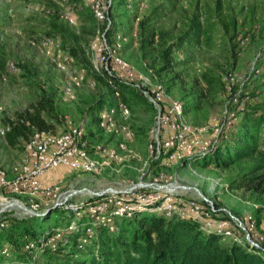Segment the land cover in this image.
Wrapping results in <instances>:
<instances>
[{
    "label": "rangeland",
    "instance_id": "1",
    "mask_svg": "<svg viewBox=\"0 0 264 264\" xmlns=\"http://www.w3.org/2000/svg\"><path fill=\"white\" fill-rule=\"evenodd\" d=\"M67 9L75 13L74 25L61 17ZM108 17L110 35H122L124 39L121 58L151 83L161 84L168 97L179 100L186 110L184 120L193 128H204L206 137H212V121L221 124L225 112L235 114L239 103L246 112L264 114V0H109ZM100 29L81 0H0V126L41 101L45 106L41 116L51 125L50 131L60 133L66 122L77 125L87 118L92 142L115 146L120 138L97 132L93 121L96 111L91 112L100 99H107L106 106L111 101L103 79L90 72L91 60L84 56L89 41ZM189 34H196V42L185 43ZM44 38L56 40L70 56L72 67L84 73L82 83L72 90L71 100L63 95V74L43 53ZM245 72L244 79L229 81L230 76ZM122 98L130 111L126 124L133 133L127 145L135 157L94 176L58 167L45 174L43 181L58 183L62 188L85 186L97 190L140 177H162L240 219L244 212L257 213L264 208V192L231 189L235 179L264 163L263 147L225 168L208 164L210 157L144 167L154 114L131 90L122 92ZM240 121L241 117L225 133L226 138H220L223 151L230 150ZM23 145L24 140L18 139L8 147L0 137V165L8 169L18 163ZM12 198L24 199L21 195ZM6 219L9 224L16 217L8 215ZM78 220L68 210L57 209L44 220L26 218L23 223L39 231L62 228ZM21 231L5 229L10 242L0 237V248H10V259L0 257V264H20L21 257L26 264H64L62 256L51 249L34 259L23 255V239L29 236ZM218 244L228 245L226 241Z\"/></svg>",
    "mask_w": 264,
    "mask_h": 264
},
{
    "label": "built area",
    "instance_id": "2",
    "mask_svg": "<svg viewBox=\"0 0 264 264\" xmlns=\"http://www.w3.org/2000/svg\"><path fill=\"white\" fill-rule=\"evenodd\" d=\"M81 4L101 25L84 50V56L91 60L90 72L103 79L110 90L111 101L95 114L94 126L97 132L120 140L113 147L92 142L87 118L77 125L66 122L60 133L32 129L24 140L19 162L8 169L0 165V231L7 228L8 215L21 219L44 216L51 209L62 208L76 217L83 210L88 218L84 232L91 236L90 226H103L111 232L116 219L154 212L165 219L191 221L201 231L217 235L222 242L247 245L250 250L264 255V208L257 213L244 212L240 219L204 196L190 195L186 188L162 177H140L97 190L85 186L62 188L58 183L42 180L45 174L58 167L94 176L103 169H112L114 164L121 165L126 158L135 157L127 145L133 138L126 124L130 111L116 86H125L136 93L153 111L144 167L152 163L166 166L187 163L206 157L217 149L220 138H226L225 133L244 111L243 103H239L235 114L225 112L221 124L212 121V137H206L204 128H193L184 120V106L179 100L168 97L161 84L151 83L121 58L124 39L122 35H110L109 0H81ZM61 17L68 25H74L73 10H65ZM136 25L137 20H134L133 26ZM41 47L44 55L63 74V95L71 100L72 90L83 81V71L72 67L70 56L53 38H44ZM246 75V72L232 75L229 81L242 80ZM9 129V124L0 126V137L3 138ZM13 195H21L24 199L12 198ZM66 229L74 231L76 224L70 222ZM61 236V231L55 229L48 236L24 238L21 253L34 259L46 249L52 250Z\"/></svg>",
    "mask_w": 264,
    "mask_h": 264
},
{
    "label": "trees",
    "instance_id": "3",
    "mask_svg": "<svg viewBox=\"0 0 264 264\" xmlns=\"http://www.w3.org/2000/svg\"><path fill=\"white\" fill-rule=\"evenodd\" d=\"M189 35L191 36L184 40L185 43L196 42V34ZM115 89L121 98L122 92L129 90L125 86H116ZM109 93L110 90L108 95ZM106 100L97 101L91 112L97 113L106 106ZM122 101L125 103L123 98ZM44 108V103L38 101L14 116L9 122V131L3 137L8 147H13L18 139L26 140L32 129H52L41 116ZM240 117L237 132L232 135L230 150L225 148L223 151L222 145H219L211 154L191 162L205 161L210 157L208 164L212 163L215 168H225L250 156L257 147L264 148V114L257 115L244 110L238 119ZM233 126L234 124L230 130ZM231 189L264 192V163L253 168L250 174L235 179ZM57 209L62 208L51 209L44 216L26 218L44 220L51 211ZM26 218L11 220L9 224L7 222V229L20 228L29 239H35L40 235L48 236L53 230L59 229L62 236L52 250L62 256L64 264H264V255L259 251L250 250L247 245L227 243V246H222L218 244L220 238L217 235L201 231L193 222L165 219L154 212L116 219L113 223L114 230L111 232L103 226H90L91 236L84 232L88 220L84 213L77 217L79 220L75 223L74 231L66 229L70 222L62 228L54 226L37 231L33 226H26L23 223ZM4 231H0L1 240L10 242ZM5 248V252H2L4 248H0V257L10 259V248L8 246ZM20 260V264H26L24 258L21 257Z\"/></svg>",
    "mask_w": 264,
    "mask_h": 264
},
{
    "label": "crops",
    "instance_id": "4",
    "mask_svg": "<svg viewBox=\"0 0 264 264\" xmlns=\"http://www.w3.org/2000/svg\"><path fill=\"white\" fill-rule=\"evenodd\" d=\"M44 182H47V181L44 180Z\"/></svg>",
    "mask_w": 264,
    "mask_h": 264
}]
</instances>
